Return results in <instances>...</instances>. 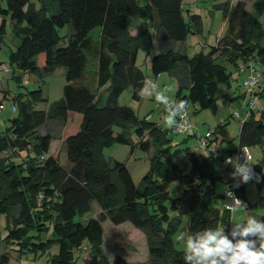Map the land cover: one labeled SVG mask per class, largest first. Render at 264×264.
I'll return each mask as SVG.
<instances>
[{
	"label": "trees",
	"instance_id": "trees-1",
	"mask_svg": "<svg viewBox=\"0 0 264 264\" xmlns=\"http://www.w3.org/2000/svg\"><path fill=\"white\" fill-rule=\"evenodd\" d=\"M184 1L0 0V43L8 23L20 43L9 56L13 78L21 83L16 72L40 78L35 90L27 88L26 93H19L18 116L0 135V222L2 217L6 222L3 243L17 246L35 260L56 245L58 254L49 264H77L83 254L88 255L82 258L84 264H110L103 250V223H130L147 236L148 264H185V254L178 250L175 239L181 230L193 235L206 228H229L231 212L214 205L217 160L210 155L202 158L190 148H186L187 154L179 148L174 150L167 138L169 129L163 131L148 118L140 121L133 109L119 104L127 89L132 90L134 101L141 102L137 93L147 76L137 65L138 53L154 48L149 28L130 36L131 16L148 21L155 30L158 53L152 59V74L174 76L177 101L186 100L197 111L217 113L219 91L231 87L233 81L226 63L233 65L239 76H243L241 63H253L257 72L264 74V28L260 22L264 0H253L252 10L244 1L219 5L227 20L226 35L208 52L193 57L180 47L190 35L202 33V20L184 10ZM65 27L69 33L61 36ZM96 29H100L98 46L92 39ZM89 56L96 60L101 91L97 94L81 83ZM58 68L65 69L63 98L47 109H37L48 104L43 81ZM259 114L257 117L252 110L241 123L239 146L264 143V111ZM47 122L73 131L62 136L67 167L61 166L58 155L49 156L54 137L39 133ZM128 125L136 126L143 151L148 152L151 144L159 148L140 187L123 163L107 161L102 151L110 142L127 144L126 136L116 134L114 127ZM215 136L228 137L226 124L214 133L213 144ZM223 154L222 158L226 157ZM181 157L186 167L178 162ZM252 167L261 175L260 182H254L262 192L264 156ZM177 181L183 190L173 198L171 185ZM236 193L249 208L242 183ZM94 211L96 215L89 218ZM173 214L186 216V225ZM7 263L2 257L1 264ZM112 264L130 263L117 255Z\"/></svg>",
	"mask_w": 264,
	"mask_h": 264
},
{
	"label": "rangeland",
	"instance_id": "rangeland-1",
	"mask_svg": "<svg viewBox=\"0 0 264 264\" xmlns=\"http://www.w3.org/2000/svg\"><path fill=\"white\" fill-rule=\"evenodd\" d=\"M227 1V0H226ZM197 8H193V11L199 12L204 18V33L199 36L202 42H209L211 46L216 45V36L223 26V11H215L212 6V0L208 2L202 1ZM215 13L217 15L216 20L212 19L209 12ZM264 23V18L262 19ZM148 28L147 21L137 17L131 16L129 18V29L130 31L145 30ZM151 33L154 36V28H151ZM100 29L94 30L92 34L93 42L96 46L99 44V32ZM69 33V28L65 27L60 30L61 36H66ZM19 39L13 34L10 23H8L7 34L0 43V59L3 69L0 70V106L2 107V112L0 113V135H2L6 127L9 126L11 120L18 116V110L16 107V98L21 91L24 93L29 90H35L37 84L40 80L38 75L35 74H24L22 72H16V76H21V83H19L11 72L9 66V56L11 52H16L19 46ZM190 47V56H195L200 53L203 49L201 46L198 48ZM158 53V44L155 39L154 48L150 51H140L138 57L137 65L144 71L148 80L154 82L158 86L159 91H164L168 89L165 93L169 99L176 100V95L178 92V82L177 79L169 73H163L159 76L152 74V71L148 69L146 65V59L149 55H156ZM2 64V65H3ZM229 72L233 74V81L231 87H221L219 94L217 96L218 111L216 114L211 111H197L192 105H188L187 112L189 115L188 124L191 126L190 133L185 135H174L167 132V138L171 141V146L175 149L179 148L188 153L186 148H190L196 151L197 154L201 155L202 158L209 156L208 152H202L198 146L200 139L205 137L207 134H212L216 130L226 124L228 137L226 139L219 138L218 143L215 146L220 150H225L229 148H235L238 144V135L241 128L242 121L248 116L250 106V96L246 94L243 87L244 76H238L235 68L231 64H225ZM8 70V72H6ZM96 60L93 56H89L88 65L86 70L85 81L81 83L89 88L93 89L94 93H98L99 89L96 88ZM44 96L48 99V104H42L37 107V109L44 110L47 109L49 104L59 101L63 98L64 87L67 84L65 69L58 68L53 74L47 76L44 79ZM42 85V84H41ZM96 88V89H95ZM188 93L184 90V94ZM245 98H243V96ZM120 106H127L133 109L140 121H146L147 117H150L149 122L156 124L162 128L163 131H167L168 128L164 123V117L167 115L165 107L162 104L156 102L153 97H144L141 102H136L132 98V90L127 89L123 92L119 100ZM264 110V96L259 99L257 104L254 106V111L258 115ZM239 114L240 118L236 117ZM76 115H74L75 117ZM136 126L128 125L126 128H121L118 126L114 127V132L116 134L125 135L128 143L119 144L110 142L105 145L102 149L103 154L107 161H118L123 163L129 170L133 181L137 187H140L142 179L146 174H148L151 166V161L157 154L159 148L156 144H151V148L148 152L143 151L140 147V141L135 134ZM67 130V131H66ZM71 131L68 129H61L57 122H47L42 128L39 129L40 134H50L57 142L62 138V136ZM148 139V138H147ZM145 139V141L147 140ZM56 142L54 149L58 152L59 162L62 167H67L69 165L67 160V149L65 145H60ZM167 147V146H166ZM165 148V147H164ZM250 154L253 159V163L258 164L264 156V143L262 145H256L250 147ZM25 157V153H22ZM178 162L181 166L186 167V162L184 157H181ZM215 174L219 177L214 196V205L216 208L223 209L231 203L228 198H220L221 194L225 192L226 186L225 182L228 178V169L222 166L220 161H215ZM246 187L247 202L249 203V208H241L235 214L231 212L230 226L228 229L233 230V225L246 223L249 217H255L257 220L264 221V189L260 192L257 189L256 183L250 181L248 183H242ZM182 185L179 182H174L171 185L172 197L177 198L182 194ZM96 206V205H95ZM96 213H98V208L96 207ZM95 211L89 215L92 218L96 215ZM174 217H179L178 214H173ZM184 221V225L187 223V217H179ZM5 218H1L0 222V264L2 257H6L7 264H49V260L54 255L58 254L59 248L54 245L47 253L38 256L37 260L34 259L33 255H25L18 250L15 245H7L1 241L6 234L5 232ZM185 228V227H184ZM104 236H103V250L108 258L110 264H112L113 259L120 255L124 257L130 264H148L150 261L149 256V245L148 239L144 232L136 229L130 223H124L122 225L116 226L109 221L103 223ZM189 234L185 231H180L176 239V245L180 252L185 254L186 240ZM48 238V237H47ZM82 258L87 259L88 255L83 254ZM79 258L77 264H84V260Z\"/></svg>",
	"mask_w": 264,
	"mask_h": 264
},
{
	"label": "clouds",
	"instance_id": "clouds-1",
	"mask_svg": "<svg viewBox=\"0 0 264 264\" xmlns=\"http://www.w3.org/2000/svg\"><path fill=\"white\" fill-rule=\"evenodd\" d=\"M167 91L168 89L159 91L154 82L146 80L137 94L141 98L154 96L156 102L164 105L167 112L164 117L165 125L170 129L182 130L188 127L184 121L188 102L169 99L165 94ZM177 117L183 123L178 124ZM225 164L233 166L230 173L231 178L236 181L233 187L261 180V175L255 173L248 160L241 163L239 157H226ZM226 195L232 201L228 207L233 214L247 207L232 191L228 190ZM230 235L231 239L225 234L224 228H206L189 235L185 246V264H264V221L249 217L246 223L233 225Z\"/></svg>",
	"mask_w": 264,
	"mask_h": 264
},
{
	"label": "built area",
	"instance_id": "built-area-1",
	"mask_svg": "<svg viewBox=\"0 0 264 264\" xmlns=\"http://www.w3.org/2000/svg\"><path fill=\"white\" fill-rule=\"evenodd\" d=\"M2 69H3V65L1 64V59H0V70H2ZM6 72H8V70H6ZM239 72L241 75L244 76L243 87L246 91V94L248 96H250V106H251V108L249 110V117H250V111H252V110L254 111V106L257 104V102L261 98V94L264 92V86L260 83V78L262 77V75L259 72H257L256 66L253 63H248V64L241 63L239 66ZM260 111L262 112L264 110L262 109ZM1 112H2V107L0 106V113ZM236 117L240 118L238 113L236 114ZM249 117L247 116L242 122H244ZM184 121L187 122L188 127L184 128L182 130H177L176 128H171L170 132L174 135H177V136L190 133L191 126L188 124V121L190 122V120H189V115H188L187 111H186L185 116H184ZM177 123L178 124L183 123V121H181L180 117H177ZM212 139H213V133L207 134L205 137L200 139V143H199L198 148L202 152H208L209 155L213 159L221 161L222 166H224L225 168L228 169L229 175H228V178L226 179V182H225L226 189L224 192V198H228L226 195V192L228 190L232 191L234 193V195L238 198L237 193H236L237 187H233V185H234V183H236V181H234L230 176V173L233 171V166L230 164L226 165L225 164V158L226 157H232V158L239 157V162L243 163L245 160H248L253 166V159H252V156L250 154V148H248L247 146H239L233 155H229V156L222 158V150H220L218 147L215 146V144L212 143ZM231 203H232V201H231ZM229 205L224 206V209L231 212L229 210V207H228ZM231 231H232L231 229L225 230V234L228 235L229 238H232L230 235Z\"/></svg>",
	"mask_w": 264,
	"mask_h": 264
},
{
	"label": "crops",
	"instance_id": "crops-1",
	"mask_svg": "<svg viewBox=\"0 0 264 264\" xmlns=\"http://www.w3.org/2000/svg\"><path fill=\"white\" fill-rule=\"evenodd\" d=\"M202 1H204V2H208L209 0H185L184 1V10L185 11H189L191 14H197V15H199L200 17H201V20H202V33L201 34H203L204 33V27H205V24H204V18L202 17V15L199 13V12H196V11H193V8L195 7V8H197L198 9V5L199 4H201V2ZM228 1H230L231 2V5L233 6V5H236L237 4V2H239V1H244V2H246L247 3V9L248 10H252V7H253V0H219V1H213L212 0V6H213V9H215V11L217 10V11H219V10H221L220 8H218V6L219 5H221V4H224V3H226V2H228ZM222 11V10H221ZM209 12V11H208ZM210 14H211V16H212V19L213 20H216V18H217V15H215V13H212V12H209ZM264 18V10H263V12H262V14H261V16H260V22H261V24H262V26H263V28H264V23H263V21H262V19ZM147 24H148V28L149 29H151L150 27H149V23H148V21H147ZM146 30V29H145ZM142 31H144V30H141V31H139V30H137V32L136 31H130V29H129V34H130V36L131 37H136L137 35H139ZM226 32H227V20L225 19V17L223 16V26H222V28H221V30L219 31V33L217 34V36H216V44L219 42V40H221L222 38H224V36L226 35ZM155 33V32H154ZM200 34V35H201ZM155 35H156V33L154 34V43H155V39H156V37H155ZM200 35H190L189 37H188V39H187V41L183 44V45H181V49H182V51H184V52H186L189 56H190V50H189V48L190 47H196V48H198L199 46H201L202 47V51L201 52H204V53H206V52H208V50H209V48L211 47V45L209 44V42H208V40H207V42H202L201 41V39L199 38V36ZM157 41V40H156ZM195 48V49H196ZM155 56V55H154ZM153 55H149L148 57H147V59H146V65H148V69H150L151 70V64H152V59H153V57H154ZM138 57H139V53H138ZM190 57H192V56H190ZM137 63H138V58H137ZM3 66H5L4 64H3ZM239 76V75H238ZM241 77V76H240ZM147 80H148V78H147ZM260 83L264 86V74L262 75V77L260 78ZM0 85H1V83H0ZM96 88H97V81H96ZM95 88V89H96ZM93 90V89H92ZM94 91V90H93ZM95 92V91H94ZM101 91H99L98 93H100ZM102 96H104V94H102ZM148 119H150V117H147ZM215 138H217V141H216V144L218 143V141H219V138H221L220 136H215ZM56 142H57V140L54 138L53 139V141H52V143H51V146H50V151H49V156H52V155H58V152L56 151V149H54V147H55V145H56ZM57 143H59L60 145H65L64 144V141H63V138H61ZM238 146H239V144H237V146L235 147V148H229V149H225L224 150V156H228V155H231L232 153H233V151L234 150H236L237 148H238ZM189 148V147H188ZM223 151V150H222ZM59 156V155H58ZM201 156V155H200ZM202 157V156H201ZM208 157V156H207ZM217 161H219V160H217ZM223 194V193H222ZM221 194V195H222ZM222 198V197H221Z\"/></svg>",
	"mask_w": 264,
	"mask_h": 264
}]
</instances>
